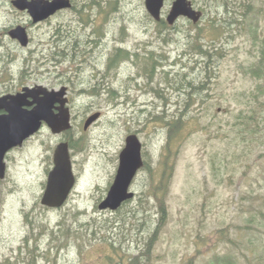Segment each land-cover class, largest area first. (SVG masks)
Here are the masks:
<instances>
[{
  "label": "rangeland",
  "instance_id": "obj_1",
  "mask_svg": "<svg viewBox=\"0 0 264 264\" xmlns=\"http://www.w3.org/2000/svg\"><path fill=\"white\" fill-rule=\"evenodd\" d=\"M173 1L164 22L145 0H74L73 10L34 26L0 0L12 54L0 62V89L66 86L72 125L60 134L42 128L13 153L0 182V264H264V143L254 121L246 127L240 117L249 121L264 85L250 73L264 69V0H191L201 20L169 25ZM17 25L29 29L28 48L8 33ZM120 47L128 57L110 65ZM182 111L188 121L168 146L165 119ZM131 133L146 163L131 185L135 197L101 210ZM62 141L76 184L53 209L41 199Z\"/></svg>",
  "mask_w": 264,
  "mask_h": 264
},
{
  "label": "water",
  "instance_id": "obj_2",
  "mask_svg": "<svg viewBox=\"0 0 264 264\" xmlns=\"http://www.w3.org/2000/svg\"><path fill=\"white\" fill-rule=\"evenodd\" d=\"M166 0H145V7L156 21L163 19ZM12 5L21 11H27L33 22L48 19L58 10L69 9L72 0H12ZM203 11L196 9L191 0H174L166 16L169 25H174L180 17H186L193 23L201 20ZM9 35L17 39L22 46L30 42L27 28L17 25L9 30ZM32 98L31 101L29 99ZM67 87L49 90L43 87H25L16 94L1 95V109L6 114L0 116V178L5 177L4 155L12 147L22 145L24 140L40 131L43 122L55 134L69 130L71 115L67 106ZM35 104L27 109L25 105ZM57 110V111H56ZM101 116L100 112L90 115L84 125L87 129ZM143 144L136 133L127 135L125 146L119 155V166L115 179L104 200L99 203L101 210H117L123 203L135 197L131 185L138 172L144 167ZM76 184L69 142H60L53 155V167L47 176L46 187L41 203L48 208H60L68 200Z\"/></svg>",
  "mask_w": 264,
  "mask_h": 264
},
{
  "label": "trees",
  "instance_id": "obj_3",
  "mask_svg": "<svg viewBox=\"0 0 264 264\" xmlns=\"http://www.w3.org/2000/svg\"><path fill=\"white\" fill-rule=\"evenodd\" d=\"M224 3H226L225 0H224ZM161 21L164 22V20H161ZM263 44H264V42H263ZM198 50H200L199 52H205V55H209V51L207 49H205L204 47L203 48L199 47ZM263 51H264V49H263ZM128 54H129V52L126 51V49H124L122 47L117 48L116 53H115V58L119 61L121 59H125L126 57H128ZM250 73L257 78H264V69H262L260 67L251 69ZM258 93H260L261 96H264V85H262V84L258 85L257 92H253V96H254L258 105L253 111L254 114L250 116L249 121L246 120V118H247L246 116L240 115V117L243 118L241 121V124H245L246 127H249L250 121H254V125L252 124L253 128H252L251 132H252V134L253 133L262 134V136L260 138H258V140H261L262 143H264V102H261L259 100ZM185 116H186L185 112L182 111V113L179 117L174 116L173 119H171V120H168L167 118L165 119V122L168 125V140H169V143L167 142L168 146H169L170 142H176L179 139L180 134L184 130V128L186 126V122L188 121V120H185ZM159 117H160V119H158V120L164 119V117H162V116H159ZM246 127L244 129H246ZM76 144L77 143H73L72 147L76 148L77 147ZM166 166H167V164H166ZM145 167H146V163H145L143 168H145ZM166 171L168 172L167 168L165 169L164 173ZM128 201H130V200H128ZM128 201H126L125 203H127ZM125 203H123V205ZM165 216H166V211H165V208L162 206V218L164 219ZM223 262H224V264H233V262L231 261L230 258L223 259ZM132 264H141V261L139 260V258H134V261Z\"/></svg>",
  "mask_w": 264,
  "mask_h": 264
},
{
  "label": "flooded vegetation",
  "instance_id": "obj_4",
  "mask_svg": "<svg viewBox=\"0 0 264 264\" xmlns=\"http://www.w3.org/2000/svg\"><path fill=\"white\" fill-rule=\"evenodd\" d=\"M72 2H73V6L71 7V8H69V9H63V10H58L55 14H53L52 16H50L48 19H46V20H43V21H41V22H33V20L31 19V17H30V25H34V26H37V25H40V24H42L43 22H47V21H50L53 17H55L56 15H59V14H61L62 12H64V11H68V10H73L75 7V5H74V0H72ZM11 3H12V0H11ZM19 11H21V10H19ZM23 12H27V11H23ZM28 13V12H27ZM29 14V13H28ZM30 16V15H29ZM167 16V15H166ZM180 18H182V17H180ZM179 18V19H180ZM184 18V17H183ZM186 18V17H185ZM26 28H27V26H25ZM29 27V26H28ZM27 32H28V34H29V38H30V42H31V36H30V33H29V29L27 28ZM9 33V32H8ZM12 38V37H11ZM13 39V38H12ZM14 41H18L17 39H13ZM19 42V41H18ZM30 42H29V44L27 45V46H22L21 44V46L22 47H29V45H30ZM20 43V42H19ZM4 47H5V43H4V41L2 40V38H1V31H0V62L2 63V61L4 60H9V58L11 57V55L12 54H6V52H5V49H4ZM121 48V47H120ZM115 61H118L115 57L114 58H112L111 59V61H110V65H112V63L113 62H115ZM5 65H0V87H1V83H2V81H1V69L4 67ZM43 87V88H46V89H48L46 86H44V85H42V84H35L34 86H25V85H21V87L20 88H18V89H16V90H1L0 89V116L1 115H3V114H6V110L5 109H1V95H6V94H16V93H18V92H21L22 90H23V88H25V87H29V88H39V87ZM68 92V91H67ZM32 100V98H30L29 99V101H31ZM34 105L35 104H31V105H25V108H27V109H31V108H33L34 107ZM57 111V110H56ZM48 125H47V123L46 122H43V124H42V127H41V129L42 128H45V127H47ZM40 129V130H41ZM37 134V133H36ZM35 136V134L33 135V136H30L29 138H27L26 140H24V142H23V144L22 145H18V146H14V147H12V148H10L6 153H5V155H4V163H5V172H6V174H5V177H6V175H7V173H8V171H9V169H10V165H11V162H12V160H13V158H14V156H13V153L14 152H16V151H18V150H20V149H22L23 147H25L30 141H31V139L33 138ZM70 144V143H69ZM70 146V145H69ZM54 155V154H53ZM53 157V156H52ZM5 177L4 178H0V182H1V180H4L5 179Z\"/></svg>",
  "mask_w": 264,
  "mask_h": 264
}]
</instances>
